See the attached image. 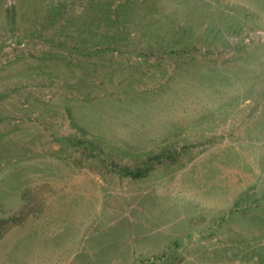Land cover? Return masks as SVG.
I'll list each match as a JSON object with an SVG mask.
<instances>
[{
    "label": "rangeland",
    "instance_id": "1",
    "mask_svg": "<svg viewBox=\"0 0 264 264\" xmlns=\"http://www.w3.org/2000/svg\"><path fill=\"white\" fill-rule=\"evenodd\" d=\"M12 215L0 264H264V0H0Z\"/></svg>",
    "mask_w": 264,
    "mask_h": 264
},
{
    "label": "trees",
    "instance_id": "2",
    "mask_svg": "<svg viewBox=\"0 0 264 264\" xmlns=\"http://www.w3.org/2000/svg\"><path fill=\"white\" fill-rule=\"evenodd\" d=\"M127 175H136L127 173ZM137 176V175H136ZM135 177V176H134ZM17 217L15 215L6 217L5 219H0V237L4 234V232L11 226L17 225Z\"/></svg>",
    "mask_w": 264,
    "mask_h": 264
}]
</instances>
